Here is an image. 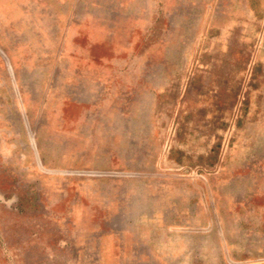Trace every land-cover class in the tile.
<instances>
[{"label": "rangeland", "instance_id": "obj_1", "mask_svg": "<svg viewBox=\"0 0 264 264\" xmlns=\"http://www.w3.org/2000/svg\"><path fill=\"white\" fill-rule=\"evenodd\" d=\"M0 264H264V0H0Z\"/></svg>", "mask_w": 264, "mask_h": 264}]
</instances>
